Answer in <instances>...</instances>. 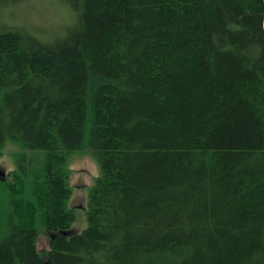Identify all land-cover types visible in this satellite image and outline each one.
I'll return each instance as SVG.
<instances>
[{
    "label": "trees",
    "instance_id": "16d2710c",
    "mask_svg": "<svg viewBox=\"0 0 264 264\" xmlns=\"http://www.w3.org/2000/svg\"><path fill=\"white\" fill-rule=\"evenodd\" d=\"M57 1L0 26V264H264V0Z\"/></svg>",
    "mask_w": 264,
    "mask_h": 264
},
{
    "label": "rangeland",
    "instance_id": "374dc122",
    "mask_svg": "<svg viewBox=\"0 0 264 264\" xmlns=\"http://www.w3.org/2000/svg\"><path fill=\"white\" fill-rule=\"evenodd\" d=\"M11 4V0H0V26L8 23L19 25L44 41H50L59 35L64 26L72 20L70 10L57 0H22L16 6ZM69 167V186L72 194L68 207L74 212L70 231L80 233L87 227V190L99 175V169L94 156L88 150L74 153L70 157ZM11 168V157L6 152L0 159V170L7 172ZM37 249H48L46 234L41 233L39 236Z\"/></svg>",
    "mask_w": 264,
    "mask_h": 264
},
{
    "label": "water",
    "instance_id": "95a60500",
    "mask_svg": "<svg viewBox=\"0 0 264 264\" xmlns=\"http://www.w3.org/2000/svg\"><path fill=\"white\" fill-rule=\"evenodd\" d=\"M0 175L4 177L5 174H4L3 172L0 171Z\"/></svg>",
    "mask_w": 264,
    "mask_h": 264
}]
</instances>
